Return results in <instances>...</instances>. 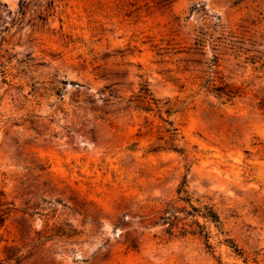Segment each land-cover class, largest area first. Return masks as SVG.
Here are the masks:
<instances>
[{"label":"rangeland","instance_id":"1","mask_svg":"<svg viewBox=\"0 0 264 264\" xmlns=\"http://www.w3.org/2000/svg\"><path fill=\"white\" fill-rule=\"evenodd\" d=\"M6 207L4 264H264V0H0Z\"/></svg>","mask_w":264,"mask_h":264},{"label":"trees","instance_id":"2","mask_svg":"<svg viewBox=\"0 0 264 264\" xmlns=\"http://www.w3.org/2000/svg\"><path fill=\"white\" fill-rule=\"evenodd\" d=\"M155 1L160 6L166 7L170 5L174 0ZM173 150L175 151V149ZM177 194L178 196H180L179 200L185 203L189 208L188 211L181 209L179 212L184 214L186 217H190L191 220L188 223H182V225L178 227L177 222L179 221V219L176 213L178 211L177 209H175V207L169 206L168 210H165L164 214L159 218V221L162 225L168 226L166 232L169 235L172 236L175 232H177V234L183 236H197L205 241V244L208 248H211L210 244L208 243V233L205 231L204 226L198 221V219L201 218L204 222L212 224L218 230L219 234L223 237L222 242L226 246L231 248L234 253H237L238 255L240 254L238 249H236L234 243L227 237L226 233H224L222 229V222L220 221L217 213L212 209V207L207 205H200L199 207H196L195 205H193L191 197L188 195V192L185 189L184 180L180 183L179 188L177 190ZM9 213L10 209L7 207L5 209H0V227L4 224ZM174 230L176 231L174 232ZM7 257V259H10L9 255H7ZM0 264H4V261H0Z\"/></svg>","mask_w":264,"mask_h":264}]
</instances>
